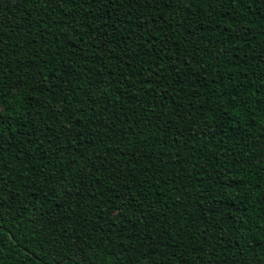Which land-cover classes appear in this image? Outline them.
Returning a JSON list of instances; mask_svg holds the SVG:
<instances>
[{"label":"trees","instance_id":"trees-1","mask_svg":"<svg viewBox=\"0 0 264 264\" xmlns=\"http://www.w3.org/2000/svg\"><path fill=\"white\" fill-rule=\"evenodd\" d=\"M0 264H264V0H0Z\"/></svg>","mask_w":264,"mask_h":264},{"label":"water","instance_id":"water-1","mask_svg":"<svg viewBox=\"0 0 264 264\" xmlns=\"http://www.w3.org/2000/svg\"><path fill=\"white\" fill-rule=\"evenodd\" d=\"M10 238H11V236H10Z\"/></svg>","mask_w":264,"mask_h":264}]
</instances>
